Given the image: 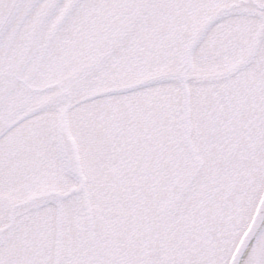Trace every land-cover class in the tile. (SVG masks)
Here are the masks:
<instances>
[{"label": "snow or ice", "instance_id": "snow-or-ice-1", "mask_svg": "<svg viewBox=\"0 0 264 264\" xmlns=\"http://www.w3.org/2000/svg\"><path fill=\"white\" fill-rule=\"evenodd\" d=\"M0 264H264V0H0Z\"/></svg>", "mask_w": 264, "mask_h": 264}]
</instances>
